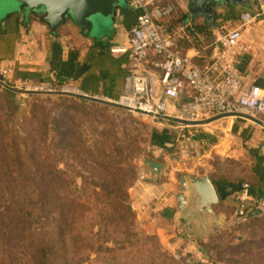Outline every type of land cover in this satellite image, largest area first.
<instances>
[{"label":"crops","instance_id":"0c3cea01","mask_svg":"<svg viewBox=\"0 0 264 264\" xmlns=\"http://www.w3.org/2000/svg\"><path fill=\"white\" fill-rule=\"evenodd\" d=\"M156 7L169 9L170 12L160 20L161 25L167 31L174 30L177 33L178 50L182 55L192 58L199 67L204 68L213 63V57L219 50L218 38L223 32L221 25L233 23L237 28L238 18L245 11L261 14L248 29L246 40L264 42V0L221 3L214 5L210 15L203 11L193 12L191 0H158ZM139 15L124 0L114 15L95 31L83 30L71 18L53 31L44 20V13H30L24 5L12 10L3 8L0 10V77L3 72H7L2 79L9 85H19L25 80L34 86L51 82L56 87L67 86L86 100L96 97L116 100L124 92L133 59L129 54L112 53L111 50L127 44ZM191 27L196 33L190 31ZM237 65L248 76L249 82L264 89V49L239 55ZM144 68L152 70L150 65ZM183 100H187V97L184 96ZM165 121L170 123V131L166 130L167 137L163 135L156 139L155 150L150 158L165 163L169 167L170 177L192 168L208 172L214 185L224 189L223 199H220L216 212L225 217L233 212L234 217L238 205L236 196L245 183L250 185L252 194L264 198V127L250 120L230 116L203 121L198 129L208 141L204 159L187 169L172 160L176 153L174 131L172 122ZM214 138H220L218 143ZM240 140L248 145L249 155L245 154V149L239 148ZM214 156L219 160L216 168L211 162ZM137 170L138 178L129 190L137 220L150 221L146 226L152 232L156 231L170 249L185 241L188 248L199 251V240L206 239L209 233H193L197 235L193 240L174 239L176 229L179 232L182 228L177 211V184L171 178L162 181L163 177L156 182L150 181L148 177L142 180L143 166ZM240 171L245 172L246 179H239ZM172 190L177 191L174 196L171 195ZM196 250H193L195 255L198 253Z\"/></svg>","mask_w":264,"mask_h":264},{"label":"rangeland","instance_id":"374dc122","mask_svg":"<svg viewBox=\"0 0 264 264\" xmlns=\"http://www.w3.org/2000/svg\"><path fill=\"white\" fill-rule=\"evenodd\" d=\"M225 26L228 30L235 28L233 23L222 24L223 32L227 31ZM110 27L112 28L111 25ZM55 90L61 91V88L56 87ZM7 91L0 86V264H21L17 250L22 232L18 222V205L15 202L16 178L9 173L7 155L2 151L1 138L4 133L9 130L20 132L29 139L30 146L38 147L37 153L43 168L39 182L48 181L45 171L52 165H57L62 172L60 179L66 183L61 195L69 198H89L93 193L92 188L83 190L84 182L93 184V152L98 147H106L110 154L113 145H118L124 150L123 156L115 157L111 153L109 157L112 159L106 158L105 161L112 160L125 166L131 163L136 170L139 166L144 168L142 159L152 156L156 139L163 135L167 137L166 130L170 131V123L132 113L111 104L86 100L74 94L15 93L12 98ZM219 140L220 138H216L215 142L218 143ZM238 143L239 148L245 149V154L249 155L248 145L241 140ZM211 162L216 168L218 157L214 156ZM192 170H181L171 177L168 173L162 181L171 178L179 188L178 180L183 175L209 174L201 168ZM244 174L245 172L240 171V180L247 178ZM137 178L138 175L135 179ZM176 190H172L171 195L174 196ZM149 207L151 208L150 203ZM233 213L225 217L226 222L222 227L208 231V237L199 240L200 252L188 248L185 241H182L187 238L196 239L197 235L194 236L193 233H200L197 228L194 227L191 233L182 229L177 232L176 229L174 239L180 238L182 242L170 249L156 231L152 232L146 226L150 221H139L136 214L137 237L131 247L126 245L125 250H119L111 243L100 245L92 241L88 245L80 242L77 247H68L65 262L56 264H162L167 255L172 264H264V216L237 224L234 222ZM179 221L182 226L181 215ZM81 233L91 237L89 232ZM51 235L56 238L55 232ZM202 248L206 249V256ZM193 250L198 253L195 255ZM156 252L161 257L152 259ZM163 254L166 256L163 257ZM177 255L182 257L176 259Z\"/></svg>","mask_w":264,"mask_h":264},{"label":"built area","instance_id":"2783aa9c","mask_svg":"<svg viewBox=\"0 0 264 264\" xmlns=\"http://www.w3.org/2000/svg\"><path fill=\"white\" fill-rule=\"evenodd\" d=\"M157 1L127 0L131 10L140 15L130 31L127 44L111 52L129 54L133 59L132 70L118 99L96 97L93 100L172 122L174 155L190 169L203 161L208 145L198 130L199 123L213 117L230 116L246 120L253 118L264 125V89L249 82L248 76L237 65L239 55L264 49L263 40H246L248 29L261 14L241 13L239 26L220 34L219 50L213 63L203 68L180 53L177 33L167 31L160 21L170 11L156 7ZM190 31L196 33L192 27ZM146 65L152 70L145 69ZM6 73L3 72L2 77ZM2 77V87L16 93L76 95L67 86H61V91L55 90L56 86L51 82L34 86L25 80L19 85H9ZM184 96L187 100H183ZM141 179L145 180L144 173ZM236 199L235 223L264 216V198L252 194L248 183L242 185ZM181 257L177 255L176 259Z\"/></svg>","mask_w":264,"mask_h":264},{"label":"trees","instance_id":"16d2710c","mask_svg":"<svg viewBox=\"0 0 264 264\" xmlns=\"http://www.w3.org/2000/svg\"><path fill=\"white\" fill-rule=\"evenodd\" d=\"M7 93L12 98L16 95L10 90ZM9 131L2 135L1 147L7 155L9 173L16 178L15 202L22 232L17 250L21 264L65 262L68 247H77L80 242L88 245L92 241L100 245L111 243L119 250L133 245L137 237L136 213L129 190L138 172L131 163L125 166L112 160L105 161L111 158V153L122 157V147L113 145L110 154L106 147H98L93 152V184L85 181L83 188H92V196L69 198L61 195L66 183L60 179L62 172L57 165L45 171L48 181L39 182L43 168L38 147L32 145V148L29 139L20 132ZM215 186L222 200L224 189ZM81 231L89 232L91 237L83 236ZM52 232L56 233V238H52ZM202 251L206 256V249L202 248ZM153 256L152 259L161 257L157 252ZM163 259L162 264H172L168 255Z\"/></svg>","mask_w":264,"mask_h":264},{"label":"water","instance_id":"95a60500","mask_svg":"<svg viewBox=\"0 0 264 264\" xmlns=\"http://www.w3.org/2000/svg\"><path fill=\"white\" fill-rule=\"evenodd\" d=\"M241 1L191 0V3L194 7L193 12L203 11L210 15L214 5ZM22 5L26 6L30 13H44V20L49 23L53 31L61 27L68 18H71L83 30L87 31L102 26L103 21L111 18L115 10L123 5V0H0V8L12 10L18 9ZM0 86H2L1 81ZM247 119L264 127L258 120ZM170 120L177 121L175 119ZM172 157L173 161H177L187 169L189 168L185 162L179 160L177 155ZM142 160L145 177H148L150 181L156 182L155 180H161L162 177L168 175L169 167L165 163L154 161L150 157H144ZM178 184L176 200L177 211L180 213L183 223L182 230L191 233L195 227L201 234H205L210 230L219 229L225 224V216L216 212V207L220 204V196L208 174H186L179 178Z\"/></svg>","mask_w":264,"mask_h":264}]
</instances>
